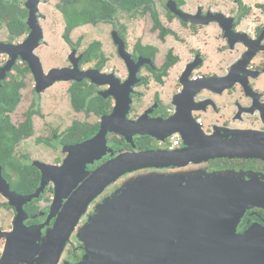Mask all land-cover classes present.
Here are the masks:
<instances>
[{
	"label": "flooded vegetation",
	"instance_id": "1",
	"mask_svg": "<svg viewBox=\"0 0 264 264\" xmlns=\"http://www.w3.org/2000/svg\"><path fill=\"white\" fill-rule=\"evenodd\" d=\"M236 4L235 12H230L227 15L235 19L232 25L233 31L247 34L246 44L230 43L229 40L238 38L233 35L225 38V30L218 23L199 24L183 21L173 13L170 15L167 13L165 21L160 18L156 22L151 21L149 33H153L154 39L158 43L152 45V43H148L149 38L143 36L138 38L130 50H128L125 38V28L121 24L118 25V14H116L109 22L112 25L110 37L115 47V54L113 57L106 56L101 49L103 57L99 63L81 64L85 51L78 52V44H70L71 49L76 50L77 56L82 55L80 61L82 69L98 68L100 73L115 74L121 82H124L129 78L130 72L125 59L119 54L118 45L113 41V32H117L125 42L126 52L133 62H139L136 71L138 82L132 87L134 93L131 96L132 102L127 115L128 119H142L143 125L147 127L154 123L153 132L156 136L162 137L172 129L165 126L164 123L173 118L176 124L184 126L182 130L187 139V153L179 154V156H159L153 162V166L125 173L119 176L115 182L104 186L103 190L88 203L57 264H79L84 260L86 250L78 237L79 230L89 224L99 205L118 194L117 191L123 183L137 174H169L187 170V181L190 183L196 177L203 178L207 174L230 172L245 180H251L253 186L264 190V48H261L264 47V7L260 6L264 4L258 5L259 13L254 14L253 20L249 19L244 28L241 27L248 20L245 17L250 16L252 12L255 13V10L246 6L242 0L236 1ZM178 8L187 12L183 8V4H178ZM198 8H196L197 11ZM202 9L200 10L201 13L203 12L202 14L210 10V8ZM196 10L195 12H197ZM170 41L173 43L167 46ZM179 43L182 45L183 52L178 47ZM151 46L154 49L150 53L146 47ZM162 47H164V51ZM248 50H250L249 53H247ZM254 51V56L247 64H244L243 61H246L250 53ZM108 58L114 60L115 64L120 67L118 61L122 64L123 74L117 73L114 67H106L109 62ZM241 60L242 62H239ZM66 61L67 65L65 66H71L69 55ZM18 63H23V61H17L16 64ZM133 78L135 79V77ZM30 80L34 82L31 72L25 78L26 83ZM85 81L92 85L95 95L100 96L99 92L108 89V85L96 86L88 80ZM67 83L70 86L71 82ZM31 91L37 100L33 99L30 103L28 102L25 109H21L19 102L12 112L7 113L8 116L5 115L15 126H19L25 120V114L30 108H33L34 101V108L40 111L37 101L42 93H36L34 85ZM100 97L110 103L109 110L101 116L94 115L93 117L96 119L94 121L91 120V116L88 117L87 123L97 124L98 127L90 136L80 141L64 139L76 119L72 120L70 126L59 131L61 128L59 125L53 127L50 121L45 120L44 116L40 118L38 114L31 116L32 134L21 138L14 145L11 138L9 141L7 140L8 148L11 149L9 155L16 164L7 166L0 159V180L2 183L6 181L9 190L13 192L33 196L21 207L24 217L23 225L29 230L10 235V232L14 230L18 209L11 205L8 197L0 192V257L8 243L14 244L17 249L14 258L10 259L11 264H18L23 259L25 260L23 264H37V258L42 252L44 241L54 226L57 216L72 192L87 178L84 176L79 179L75 187L72 188L73 190L65 192L59 188V192L62 194H58L53 181L41 184L43 175L35 165V161L61 165L69 154L68 147L94 137L100 129L101 118L109 115L115 106L113 96ZM18 106L19 111L12 120L10 114ZM37 120L39 127L36 131L38 132L37 145L40 143L55 151L54 159L49 162L34 158L30 149L28 152L20 154V159H16L17 146L22 140L33 136L34 121ZM82 121L86 122V120ZM178 136L179 144L174 148H169V140L172 136L165 141H160L149 134H137L131 142L129 137L117 133H107L103 154L99 160L95 159L93 164L86 166L87 175L120 154L150 151L169 154L167 152L182 149L184 147L183 140L179 134ZM226 142L248 147L252 154L241 156L237 155L240 152L230 151L228 156L219 155L220 148ZM7 145L0 142L1 148ZM181 162L184 164L175 165ZM200 216L209 218L203 214H195L189 215L187 219V264H197L192 261V253L196 258L200 256L199 264H264V199L262 203L246 208L240 218L226 216L223 218L224 222L221 220L203 221L204 219L199 221L197 218ZM201 224H203V233L216 232V234H225V236L195 237L194 234L201 230ZM201 241L202 245L199 244ZM224 243L226 244L223 245ZM33 246H35V252L31 253L30 250L33 249ZM218 246L222 248H217ZM191 247L200 248V250L192 252ZM212 248L220 252L207 254L206 259L202 261V251ZM143 258L142 256V258H138L139 261H130L127 264H156L154 257L151 260L149 255L146 256V263ZM141 259L142 262H140Z\"/></svg>",
	"mask_w": 264,
	"mask_h": 264
},
{
	"label": "water",
	"instance_id": "2",
	"mask_svg": "<svg viewBox=\"0 0 264 264\" xmlns=\"http://www.w3.org/2000/svg\"><path fill=\"white\" fill-rule=\"evenodd\" d=\"M42 1L25 0L24 2L28 11L26 23L29 32L23 40L18 43L0 42V55L7 56L4 64L0 66V89L13 66L21 60L28 65L34 78L36 93L45 92L57 82L88 80L96 86L108 85V89L99 92V95L115 98L114 109L109 115L101 118L97 134L91 139L68 147L69 154L61 165L35 161V165L43 175L41 184L53 181L58 194H62L59 188L67 192L75 187L79 179L87 177L69 196L37 258V264H57L88 203L103 190L104 186L115 182L125 173L153 166V162L159 156H179V154L187 153V139L182 130L184 126L176 124L173 118L164 123L172 129L162 137L156 136L153 132L154 123L147 127L143 125L142 119H128L131 96L134 93L132 87L138 82L136 71L139 62H133L126 52L125 42L117 32H113V41L118 45L119 54L125 59L130 72L129 78L124 82H121L115 74L100 73L98 68L82 69L80 66L82 55L77 56L75 49L69 54L71 66L52 67L45 72L41 57L36 51L45 43L44 30L39 21L41 17L39 5ZM166 6L183 21L199 24L218 23L225 30V38L232 35L238 38L229 40L230 43L246 44L247 42L246 33L232 30L235 21L232 16L211 10L202 14L201 7L197 12H185L178 8L175 0H168ZM254 54L255 51L250 53L247 60L243 61L244 64H247ZM107 133L129 137L131 142L137 134H149L160 141H165L168 137L178 133L183 140L184 147L167 152L169 154L151 151L120 154L87 175L86 166L93 164L95 159L99 160L103 154ZM230 151L240 152L237 155L241 156L252 154L248 147L226 142L220 148L219 155L228 156ZM181 164L184 163L175 165ZM251 182V180H245L230 172L207 174L203 178L196 177L190 183L187 181V170L169 174L147 173L132 176L118 189V194L98 206L89 224L79 230L78 237L86 250L84 260L79 264H127L130 261H137L142 256L146 258L148 255L151 260L154 257L156 264H187V219L189 215L203 214L209 217L200 216L197 218L199 221L204 219L203 221L221 220L224 222L223 218L226 216L240 218L246 208L260 204L264 199V190L253 186ZM0 192L8 197L11 205L18 209L14 230L10 232V235L28 231L29 229L23 225L24 217L21 207L33 196L13 192L9 190L7 182L2 183L1 180ZM202 229L203 224H201V230L194 234L195 237L225 236V234H216V232L203 233ZM199 244L202 245L203 242ZM34 247L30 250L31 253L35 252ZM16 249L14 244L8 243L0 257V264H11L10 259L14 258ZM213 249L202 251V261L206 259L207 254L220 252ZM199 250L200 248L191 247L192 252H199ZM144 258L143 261L146 263L147 258ZM192 261L199 264L201 258L200 256L196 258L192 253ZM23 263H25L24 259L18 262V264Z\"/></svg>",
	"mask_w": 264,
	"mask_h": 264
},
{
	"label": "rangeland",
	"instance_id": "3",
	"mask_svg": "<svg viewBox=\"0 0 264 264\" xmlns=\"http://www.w3.org/2000/svg\"><path fill=\"white\" fill-rule=\"evenodd\" d=\"M59 0H43V2L39 5L40 9V23L44 30V41L36 51L37 54L41 57V61L43 63L44 71L47 72L52 67H62L67 65L66 58L72 52L71 45L64 41L62 34L64 32L65 24L62 18L61 13L56 9L55 4ZM179 3L183 4V8L187 11L194 12L197 6H202V8H210L213 12H221L223 14H230V12H235L237 8L236 1L238 0H178ZM246 6H249L251 9L255 10V13L252 12L251 15L246 16V20L241 28L246 26V22L249 19L253 20L254 14L259 13L260 7L258 5L264 4V0H242ZM166 0H154V7L157 12L158 18L163 19L165 21L167 18V13L169 10L165 5ZM165 8V9H164ZM134 17H130L127 14H119L118 15V25H123L125 28V38L128 45V50H130L138 41L139 37L146 36L149 38L148 43H158L153 36V33H149V27L151 25V17L149 13L139 12ZM176 19H178L176 17ZM214 26V25H212ZM112 25L110 23H97L92 24L88 23L82 26L75 27L70 33V39L72 43H77L78 52H84L85 49L93 42L99 41L101 45L102 52L107 56L111 55L112 57L115 54V47L112 43L110 37ZM7 36L5 30L0 31V41H6ZM21 40V39H20ZM170 41L168 45L172 44ZM166 46V47H167ZM178 47H180V51L183 52L182 45L179 43ZM164 51V47H162ZM6 55H0V66L4 64L6 61ZM109 59V58H108ZM218 59V57H215ZM117 62V61H116ZM121 67L118 64H115V61L109 59L106 67L111 68L114 67V70L119 74H123V66ZM15 73L14 70L11 71ZM10 72V73H11ZM11 73V74H12ZM30 79V78H29ZM34 82L32 80L27 81L26 87L21 89V101L19 106L21 109L26 108V104L31 102L33 99L37 100L33 95L31 89H33ZM67 82H58L54 84L52 87L48 88L44 93H40V97L38 98L39 109L41 116L45 117V120L50 121V124L54 127V125H59V131L64 128L70 126L72 120H86L88 121V117H92L91 120L94 121V115L90 114L85 115L83 112H74L68 93ZM19 106L14 110L13 113L10 114L12 120H14L17 111H19ZM43 113V115H42ZM37 116V115H36ZM35 120V118H33ZM38 120L34 121V134L32 137L22 140L19 143L15 150L16 159H20L19 155L22 153L28 152L31 150L32 157L49 161L51 162L55 157V151H52L50 148H46L42 144L39 143L37 145L36 137L38 135L37 129L39 128L37 125ZM1 199V198H0ZM2 212V211H1Z\"/></svg>",
	"mask_w": 264,
	"mask_h": 264
},
{
	"label": "trees",
	"instance_id": "4",
	"mask_svg": "<svg viewBox=\"0 0 264 264\" xmlns=\"http://www.w3.org/2000/svg\"><path fill=\"white\" fill-rule=\"evenodd\" d=\"M24 2L25 0H0V31L5 30L7 36L6 41L0 42L18 43L28 34L29 28L26 23L28 11ZM154 4V0H59L55 7L61 13L65 24L62 37L65 42L72 44L70 33L75 27L88 23H109L116 14H127L134 17L137 15L136 13L144 12L150 14L151 21L156 22L158 16ZM260 6L264 7V5ZM146 48L150 53L154 49L152 46ZM102 57L100 42L93 41L85 49L81 64L99 63L102 61ZM12 70L15 73H12ZM12 70L10 71L12 74L8 73L0 89V142L3 145H7L9 138L14 145L21 138L32 134L31 116L40 113L34 108V101L33 108H30L25 114V120L19 126L12 124L6 117L8 116L7 113L12 112L20 102L22 98L21 89L26 86L25 78L30 73L25 62L15 64ZM68 93L70 104L75 112H83L88 116L90 114L101 116L109 110L110 103L95 95L92 85L85 80L71 82ZM97 127V124L91 125L87 121L76 120L70 132L67 133L68 135L65 134L64 139L80 141L90 136ZM8 147V145L4 148L0 147V159L4 165L12 164L15 166L16 162L11 159L9 155L11 149Z\"/></svg>",
	"mask_w": 264,
	"mask_h": 264
},
{
	"label": "built area",
	"instance_id": "5",
	"mask_svg": "<svg viewBox=\"0 0 264 264\" xmlns=\"http://www.w3.org/2000/svg\"><path fill=\"white\" fill-rule=\"evenodd\" d=\"M180 142L178 134L172 135V137L169 140V148H174L176 147Z\"/></svg>",
	"mask_w": 264,
	"mask_h": 264
},
{
	"label": "clouds",
	"instance_id": "6",
	"mask_svg": "<svg viewBox=\"0 0 264 264\" xmlns=\"http://www.w3.org/2000/svg\"><path fill=\"white\" fill-rule=\"evenodd\" d=\"M168 0H166V2H167ZM176 1V3H178L179 5H182L181 3H179V1L178 0H175ZM43 2V1H42ZM166 2H165V5H166ZM178 4H177V6H178ZM197 7H202V6H197ZM166 8L168 9V7L166 6ZM169 10V9H168ZM181 10H182V8H181ZM211 11H212V9H210ZM197 11V10H196ZM202 11H203V9H202ZM187 12H191V11H187ZM195 12V11H194ZM169 13H172L170 10H169ZM168 13V14H169ZM225 15H227V14H225ZM174 135V134H173Z\"/></svg>",
	"mask_w": 264,
	"mask_h": 264
}]
</instances>
